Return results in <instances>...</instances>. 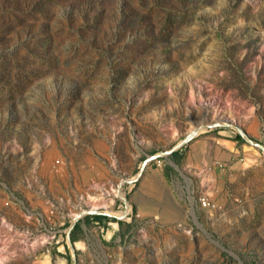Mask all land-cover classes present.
I'll return each mask as SVG.
<instances>
[{
  "label": "rangeland",
  "instance_id": "1",
  "mask_svg": "<svg viewBox=\"0 0 264 264\" xmlns=\"http://www.w3.org/2000/svg\"><path fill=\"white\" fill-rule=\"evenodd\" d=\"M218 119L264 145V0H0V264H264L234 128L138 176Z\"/></svg>",
  "mask_w": 264,
  "mask_h": 264
},
{
  "label": "water",
  "instance_id": "2",
  "mask_svg": "<svg viewBox=\"0 0 264 264\" xmlns=\"http://www.w3.org/2000/svg\"><path fill=\"white\" fill-rule=\"evenodd\" d=\"M216 127H231V128H234L238 132V134H240L247 141H249V143H251V145L261 149L264 152V145L259 143V142H257V141H254V140L248 138L243 133V131L240 129V127H238L234 122L230 121L229 119H218L216 121H212V122H209V123L202 124L198 129H194V130L190 131V133H188V135L185 136L184 139H182L180 142L175 144L172 148H170V149H168L166 151H162V152L156 153L154 155H149L147 157V159L143 162L141 170H140V173L138 174V176L141 174V171L144 169V166L146 165V163L148 161L156 159V158H158L159 156H162V155L172 154L179 147H181L182 145L187 143L189 140H191L198 133V130H200V129H206L207 130V129H212V128H216ZM88 214L112 215L110 213H107V212H104V211H98L96 209H88V210L81 211L78 215H76L74 217V219L72 220V222L70 224V227H69V230H68V233H67L68 242L70 244L72 243L71 239H70V234H69L70 230L74 227L75 223L78 221V219L80 217H82L84 215H88ZM113 216H115V215H113ZM115 217L117 219L121 218L119 216H115ZM71 263L75 264L74 257L72 258V262Z\"/></svg>",
  "mask_w": 264,
  "mask_h": 264
},
{
  "label": "trees",
  "instance_id": "3",
  "mask_svg": "<svg viewBox=\"0 0 264 264\" xmlns=\"http://www.w3.org/2000/svg\"><path fill=\"white\" fill-rule=\"evenodd\" d=\"M236 138H237L239 141H243L242 137H241L239 134H236ZM177 154H178V151H174V152L172 153V156L175 157ZM90 217H91V218H94V219L97 220V221H100V220H102V219H110V220L118 221V222L121 223L120 220H117V219L114 218V217H108V216H106V215H100V214L86 215V216H85V219L87 220V219L90 218ZM78 229H79V223L77 222V223L74 225V227H73V229H72V231H71V239H72L73 241L75 240V237H76V231H77Z\"/></svg>",
  "mask_w": 264,
  "mask_h": 264
},
{
  "label": "bare ground",
  "instance_id": "4",
  "mask_svg": "<svg viewBox=\"0 0 264 264\" xmlns=\"http://www.w3.org/2000/svg\"><path fill=\"white\" fill-rule=\"evenodd\" d=\"M116 192V194L118 195V190H116L115 191ZM94 200V202H92V204H90V208L91 209H96V208H98V207H102V208H105V209H108V207H109V204H108V202H104V199L101 197V198H93ZM79 242H75V244L77 245Z\"/></svg>",
  "mask_w": 264,
  "mask_h": 264
}]
</instances>
